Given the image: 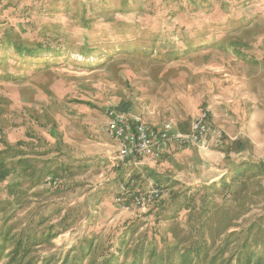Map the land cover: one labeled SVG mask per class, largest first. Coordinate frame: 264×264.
<instances>
[{
    "label": "rangeland",
    "instance_id": "1",
    "mask_svg": "<svg viewBox=\"0 0 264 264\" xmlns=\"http://www.w3.org/2000/svg\"><path fill=\"white\" fill-rule=\"evenodd\" d=\"M109 107L178 130L209 108L224 139L120 161ZM263 156L264 0H0V264H178L174 249L215 241L214 254L264 215V174L247 167ZM240 167L254 177L223 190ZM129 176L161 187L154 208L117 207Z\"/></svg>",
    "mask_w": 264,
    "mask_h": 264
},
{
    "label": "built area",
    "instance_id": "2",
    "mask_svg": "<svg viewBox=\"0 0 264 264\" xmlns=\"http://www.w3.org/2000/svg\"><path fill=\"white\" fill-rule=\"evenodd\" d=\"M210 117L211 110L207 108L192 121L188 132H182L171 122L163 123L160 127L151 126L141 115L109 107L104 131L116 141L120 161L159 160L169 151L219 147L224 135L211 123ZM262 163L264 165V156ZM48 182L49 185L57 184L53 178ZM163 194L161 187L154 182L147 189H139L134 178L129 176L118 184L114 203L122 210H145L161 199Z\"/></svg>",
    "mask_w": 264,
    "mask_h": 264
},
{
    "label": "trees",
    "instance_id": "3",
    "mask_svg": "<svg viewBox=\"0 0 264 264\" xmlns=\"http://www.w3.org/2000/svg\"><path fill=\"white\" fill-rule=\"evenodd\" d=\"M30 50H33V49H27L26 51L29 52ZM121 109L119 110L126 111L124 109L123 110ZM180 130L187 131V129H180ZM229 147L231 151L239 153L246 149V143L242 141H234L229 144ZM247 167L251 169H256L259 174H264V165H258L256 167L247 165ZM235 174H236L235 175L236 178L232 182L228 183L227 181L223 180V183L221 185V188L223 190L230 189L236 180H237L238 185L242 186V185L247 184L254 177V176L251 177L250 175H246V172L243 171L241 167L237 169ZM216 187L217 185L215 184L209 188L215 189ZM215 191H217V189ZM161 199H159L156 203L151 205L152 208H154ZM258 218H259L258 220L254 221L248 227V229L245 231V235L240 234L237 236V239H233V237L235 236L233 234H229L228 236L223 237L225 239L223 240L222 247L214 254H212V250L215 248V245H216L215 241H213L212 246L210 247L205 244L203 246L196 244L186 249H177V248L174 249L180 252L178 255L180 262L178 264H264V254H263L264 251L259 252L258 254L255 252L249 251L252 245H256L258 247L264 244V241L259 240L260 234L257 236L258 238L256 237L254 239V241L251 240L252 232H254L256 229L258 230L259 233L264 234V215ZM240 238H243V243L239 247L240 248L239 251L238 252L235 251L234 253H232L231 259H224L225 255L228 253L227 249H228L230 240H239ZM179 244H182V242L179 241ZM190 252L194 253L193 258L190 257ZM15 254L16 253H14L13 255ZM234 256H236V263H234L232 260ZM161 262H162L161 264H174V261L164 263V261L162 260ZM10 264H14V262H10Z\"/></svg>",
    "mask_w": 264,
    "mask_h": 264
},
{
    "label": "crops",
    "instance_id": "4",
    "mask_svg": "<svg viewBox=\"0 0 264 264\" xmlns=\"http://www.w3.org/2000/svg\"><path fill=\"white\" fill-rule=\"evenodd\" d=\"M211 123L215 126V127H217L216 125H215V123H214V121L212 120V116H211ZM162 124H160V125H156L157 127H160ZM218 128V127H217ZM220 131H221V129L220 128H218ZM188 130V129H187ZM118 146V145H117ZM188 150V149H187ZM172 153H175L174 151H170V152H167V153H165L164 155H168V154H172ZM178 153V152H177ZM163 155V156H164ZM145 160H147V159H145ZM148 160H151V161H157V160H152V159H148ZM135 164H136V162H135Z\"/></svg>",
    "mask_w": 264,
    "mask_h": 264
}]
</instances>
